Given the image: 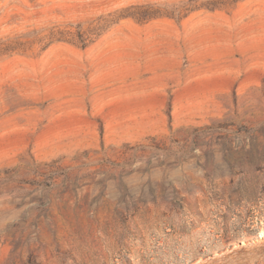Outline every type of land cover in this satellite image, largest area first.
I'll use <instances>...</instances> for the list:
<instances>
[{
  "label": "rangeland",
  "instance_id": "obj_1",
  "mask_svg": "<svg viewBox=\"0 0 264 264\" xmlns=\"http://www.w3.org/2000/svg\"><path fill=\"white\" fill-rule=\"evenodd\" d=\"M0 264H264V0H0Z\"/></svg>",
  "mask_w": 264,
  "mask_h": 264
},
{
  "label": "trees",
  "instance_id": "obj_2",
  "mask_svg": "<svg viewBox=\"0 0 264 264\" xmlns=\"http://www.w3.org/2000/svg\"><path fill=\"white\" fill-rule=\"evenodd\" d=\"M131 8H133V9L135 8V10H133V12L125 10L123 13H121L118 16V18L132 16L136 20L144 22V21H148L151 17H154L160 13V9H154L150 6L145 7L142 5V6H133ZM80 43L84 47H86L90 43H92V40L91 39L88 40V38L86 36L81 35L80 36Z\"/></svg>",
  "mask_w": 264,
  "mask_h": 264
}]
</instances>
